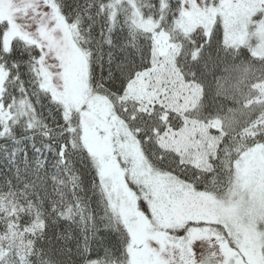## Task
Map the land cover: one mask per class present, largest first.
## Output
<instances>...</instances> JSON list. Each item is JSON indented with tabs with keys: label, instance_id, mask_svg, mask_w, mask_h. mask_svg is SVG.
<instances>
[{
	"label": "snow or ice",
	"instance_id": "snow-or-ice-1",
	"mask_svg": "<svg viewBox=\"0 0 264 264\" xmlns=\"http://www.w3.org/2000/svg\"><path fill=\"white\" fill-rule=\"evenodd\" d=\"M0 264H264V0H0Z\"/></svg>",
	"mask_w": 264,
	"mask_h": 264
}]
</instances>
